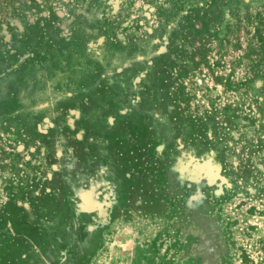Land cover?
<instances>
[{
	"label": "rangeland",
	"instance_id": "374dc122",
	"mask_svg": "<svg viewBox=\"0 0 264 264\" xmlns=\"http://www.w3.org/2000/svg\"><path fill=\"white\" fill-rule=\"evenodd\" d=\"M0 264H264V0H0Z\"/></svg>",
	"mask_w": 264,
	"mask_h": 264
},
{
	"label": "crops",
	"instance_id": "0c3cea01",
	"mask_svg": "<svg viewBox=\"0 0 264 264\" xmlns=\"http://www.w3.org/2000/svg\"><path fill=\"white\" fill-rule=\"evenodd\" d=\"M89 45H90V47H89ZM84 48H85L84 50L86 52L85 53V56L83 55V56L79 57L80 59H83V58H90V59L96 58V57L102 55L103 52L105 51V47H104V45H102V42H97V41H95L92 38H89V39H87L85 41ZM62 54H63V63L64 64L63 65L61 64L60 72H61V74H63V75L65 74L68 77L69 76H73L74 77L73 79H74V86L75 87L78 86V85H81V82H82V79L84 78L83 76L85 75V73L90 74V73L94 72L95 68L93 69V67H91V66H88V67H85V66H76V64L75 63H72V61H68L71 57H73L72 54H71V51L69 50V48L65 49V51L63 50L62 51ZM69 56H70V58H69ZM46 57H50V56H46ZM72 59H70V60H72ZM47 66H48V64H47ZM101 68L102 69H99V70L96 71V73L99 74V76L101 75V73L103 74V72H104V70L106 68H111L110 67V63L109 62L104 63V65ZM50 72L52 74V72H55L56 73L57 71L54 70V69H50V68L48 69V68H46L47 79L48 80L50 79V81H51L52 77L50 78ZM48 75H49V77H48ZM78 79L80 80V83H77L78 82L77 81ZM93 85L94 84H92L90 86H93ZM128 85H129L128 82H124L123 85H122V87H121V89H123V91H127L126 89L129 88V87H127ZM72 92H74V91L73 90H70L67 93L73 94ZM124 94H126V93L124 92ZM70 97H71V95H70Z\"/></svg>",
	"mask_w": 264,
	"mask_h": 264
}]
</instances>
